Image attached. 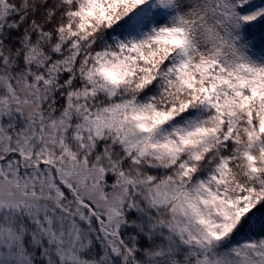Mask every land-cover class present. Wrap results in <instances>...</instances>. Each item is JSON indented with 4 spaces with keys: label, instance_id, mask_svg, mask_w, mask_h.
I'll return each mask as SVG.
<instances>
[{
    "label": "snow or ice",
    "instance_id": "1",
    "mask_svg": "<svg viewBox=\"0 0 264 264\" xmlns=\"http://www.w3.org/2000/svg\"><path fill=\"white\" fill-rule=\"evenodd\" d=\"M0 264H264V0H0Z\"/></svg>",
    "mask_w": 264,
    "mask_h": 264
}]
</instances>
